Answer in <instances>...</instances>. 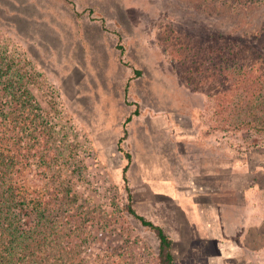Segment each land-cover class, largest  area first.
I'll return each mask as SVG.
<instances>
[{"label":"rangeland","instance_id":"obj_1","mask_svg":"<svg viewBox=\"0 0 264 264\" xmlns=\"http://www.w3.org/2000/svg\"><path fill=\"white\" fill-rule=\"evenodd\" d=\"M209 1L0 0V46L28 62L32 93L63 152L59 178L40 155L22 162L15 180L29 205L20 226L33 230L39 202L50 208L56 192L70 191L79 215L63 263L160 264L158 240L128 213L131 205L170 237L174 264H217L199 221L188 222L192 183L172 178L219 171L258 178L264 191V124L236 112L240 97L219 74L224 57L245 59L223 56V35L254 33L264 9L238 30V6L227 16L216 9L221 0Z\"/></svg>","mask_w":264,"mask_h":264},{"label":"trees","instance_id":"obj_2","mask_svg":"<svg viewBox=\"0 0 264 264\" xmlns=\"http://www.w3.org/2000/svg\"><path fill=\"white\" fill-rule=\"evenodd\" d=\"M202 1L206 3L209 0ZM232 5L238 6L235 15L239 30L245 29L249 17L253 18L260 8L264 9V0H221L216 9L230 16L232 10L229 6ZM222 38L224 49L228 51L223 56L230 52L236 60L245 59L232 63L229 57H224L221 61L223 67L219 71L220 82L229 86L232 92L238 93L240 100L235 110L239 115L249 116L256 126L264 124V99H259L262 96L260 89L264 88V49L260 46L264 42V17L254 33L226 32ZM260 59L262 62L256 68L255 62ZM33 76L22 54L12 51L9 46H0V264H70L63 263V253L70 248L69 243L77 234L69 225L70 221L79 215L70 209L76 204L70 191H67V198L56 192L50 208L43 207L39 202L35 209L37 224L33 230H24L20 226L19 212L29 205L15 180L19 168L26 166L22 162L29 159V154L40 155L46 159L47 165L44 166H49L50 176L57 173L59 178L58 169L63 160L60 143L55 141L56 128L47 119V114L32 93ZM253 89L255 92H251ZM240 108L243 109L241 112ZM248 109L251 111H245ZM133 115H138L137 110ZM131 117L125 120L124 126L130 122ZM232 118L230 113L225 117L228 121ZM126 137L127 131L123 129V136L118 142L119 152H123L119 144ZM125 157L128 163L123 168L124 175L130 154L126 153ZM123 178L125 180V176ZM127 211L143 227L154 233L158 240L160 264H174L172 240L163 228L138 215L131 205H128ZM80 220L88 221L85 216Z\"/></svg>","mask_w":264,"mask_h":264},{"label":"crops","instance_id":"obj_3","mask_svg":"<svg viewBox=\"0 0 264 264\" xmlns=\"http://www.w3.org/2000/svg\"><path fill=\"white\" fill-rule=\"evenodd\" d=\"M218 172L215 178H209L214 177L210 173L208 178H172L174 184L192 183L186 188L191 191L188 222L195 228L199 221L198 235L217 248L212 260L217 264H264V191H258V178H223ZM170 189L172 194L180 191L178 186ZM194 217L197 221L192 223Z\"/></svg>","mask_w":264,"mask_h":264}]
</instances>
